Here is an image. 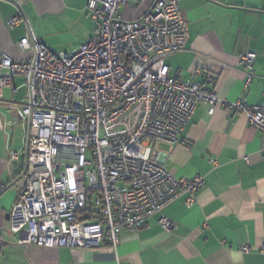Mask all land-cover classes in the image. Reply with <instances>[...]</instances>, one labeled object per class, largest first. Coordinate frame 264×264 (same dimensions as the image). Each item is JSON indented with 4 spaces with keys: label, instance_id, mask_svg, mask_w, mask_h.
I'll list each match as a JSON object with an SVG mask.
<instances>
[{
    "label": "built area",
    "instance_id": "built-area-1",
    "mask_svg": "<svg viewBox=\"0 0 264 264\" xmlns=\"http://www.w3.org/2000/svg\"><path fill=\"white\" fill-rule=\"evenodd\" d=\"M125 4L87 0L98 32L71 52L28 39L18 47L33 50V56L20 62L0 51V84L23 77L27 95L17 116L36 129L28 140L26 180L9 213V232L18 244L115 249L122 230L141 229L176 199L184 196L192 206L204 177H176L160 146L180 144L198 102L210 113L221 103L264 133L263 108L241 99L221 101L213 88L161 76V60L183 50L188 39L176 0H156L131 21L119 15ZM18 22L13 17L9 28ZM255 58L252 51L239 57L245 86L254 76ZM206 81L215 83L210 76ZM135 110L134 124L125 127ZM114 124L118 133L108 135ZM21 153L11 152L10 160ZM261 153L264 159V148ZM158 223L166 230L172 225L166 217Z\"/></svg>",
    "mask_w": 264,
    "mask_h": 264
},
{
    "label": "crops",
    "instance_id": "crops-1",
    "mask_svg": "<svg viewBox=\"0 0 264 264\" xmlns=\"http://www.w3.org/2000/svg\"><path fill=\"white\" fill-rule=\"evenodd\" d=\"M156 0H126L124 21L141 18ZM187 24L185 48L160 62L164 78L191 80L213 88L221 101L243 100L264 109V0H176ZM87 0H0V51L20 62L33 56L18 43L35 40L54 52H71L96 36L98 26ZM21 11L25 18L21 15ZM19 22L9 28L13 17ZM256 54L254 76L244 85L239 57ZM215 83H207V77ZM27 87L20 75L0 84V264H264V133L243 114L221 103L212 113L198 102L180 144L161 145L166 168L178 178L204 177L195 203L184 196L169 203L139 230H122L118 246L39 248L18 244L9 232V213L17 199L10 186L27 165L29 123L17 109ZM36 129L31 127L30 134ZM11 152H22L17 161ZM212 160L216 164H212ZM166 217L171 228L158 220ZM244 246L248 247L243 251Z\"/></svg>",
    "mask_w": 264,
    "mask_h": 264
},
{
    "label": "water",
    "instance_id": "water-1",
    "mask_svg": "<svg viewBox=\"0 0 264 264\" xmlns=\"http://www.w3.org/2000/svg\"><path fill=\"white\" fill-rule=\"evenodd\" d=\"M21 15L23 16V18H25L24 14H23V11H21ZM28 35H29V41L32 42V43H35L37 41H35L34 39V36H33V33L31 31V29L28 30ZM30 132H31V124L29 123V127H28V137L30 136ZM27 152H28V144L26 145V148H25V153H26V156H27ZM26 170H27V165L24 166V169L22 171V173L20 174V176L10 184V186L8 188H10L11 186H14L15 184H17V189L18 191H20L23 187V184L26 180Z\"/></svg>",
    "mask_w": 264,
    "mask_h": 264
},
{
    "label": "rangeland",
    "instance_id": "rangeland-1",
    "mask_svg": "<svg viewBox=\"0 0 264 264\" xmlns=\"http://www.w3.org/2000/svg\"><path fill=\"white\" fill-rule=\"evenodd\" d=\"M136 115H137V111L136 110L132 111L130 113L129 120L127 121V125L125 127H127L128 125L132 126L134 124L135 119H136ZM118 131H119V127L116 124H114V125L108 127L107 134L108 135H115V134L118 133Z\"/></svg>",
    "mask_w": 264,
    "mask_h": 264
}]
</instances>
